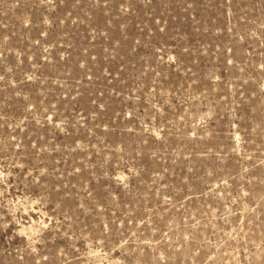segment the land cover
Here are the masks:
<instances>
[{"label":"rangeland","instance_id":"rangeland-1","mask_svg":"<svg viewBox=\"0 0 264 264\" xmlns=\"http://www.w3.org/2000/svg\"><path fill=\"white\" fill-rule=\"evenodd\" d=\"M0 264H264V0H0Z\"/></svg>","mask_w":264,"mask_h":264}]
</instances>
